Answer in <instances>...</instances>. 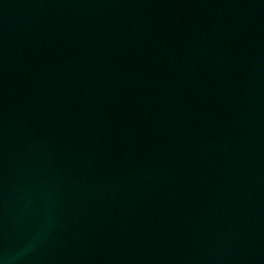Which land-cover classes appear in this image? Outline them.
<instances>
[{
	"label": "water",
	"instance_id": "1",
	"mask_svg": "<svg viewBox=\"0 0 264 264\" xmlns=\"http://www.w3.org/2000/svg\"><path fill=\"white\" fill-rule=\"evenodd\" d=\"M0 264H264V0H0Z\"/></svg>",
	"mask_w": 264,
	"mask_h": 264
}]
</instances>
